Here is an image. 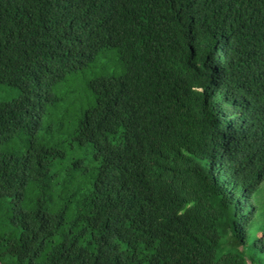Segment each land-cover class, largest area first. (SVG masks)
<instances>
[{"label":"trees","instance_id":"trees-1","mask_svg":"<svg viewBox=\"0 0 264 264\" xmlns=\"http://www.w3.org/2000/svg\"><path fill=\"white\" fill-rule=\"evenodd\" d=\"M0 84V264H264V0H0Z\"/></svg>","mask_w":264,"mask_h":264},{"label":"rangeland","instance_id":"rangeland-1","mask_svg":"<svg viewBox=\"0 0 264 264\" xmlns=\"http://www.w3.org/2000/svg\"><path fill=\"white\" fill-rule=\"evenodd\" d=\"M20 92L18 89L8 87L6 85L0 84V102L11 101L18 98ZM253 205H256L254 219L250 221L248 229L254 231L258 229L261 232V226L264 224V184L262 185L261 191L251 199ZM250 215V211L247 212ZM250 264V263H249Z\"/></svg>","mask_w":264,"mask_h":264}]
</instances>
